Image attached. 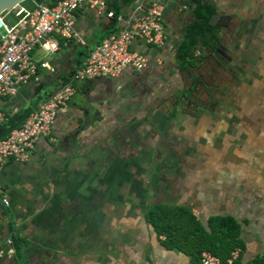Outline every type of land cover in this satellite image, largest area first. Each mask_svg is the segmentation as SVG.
Returning <instances> with one entry per match:
<instances>
[{
	"label": "crops",
	"instance_id": "1",
	"mask_svg": "<svg viewBox=\"0 0 264 264\" xmlns=\"http://www.w3.org/2000/svg\"><path fill=\"white\" fill-rule=\"evenodd\" d=\"M150 1L79 9L78 36L57 52L35 47L36 78L0 97L7 118L35 111L85 52L129 28ZM203 1L216 4L218 41L196 49L189 72L177 50L196 9L166 0L165 43L132 45L148 56L146 67L72 78L77 92L51 134L29 158L4 161L0 196L9 204L0 203V246L12 250L0 264H200L164 245L146 219L155 204L190 207L208 229L211 217H235L240 264L264 262V0Z\"/></svg>",
	"mask_w": 264,
	"mask_h": 264
},
{
	"label": "built area",
	"instance_id": "2",
	"mask_svg": "<svg viewBox=\"0 0 264 264\" xmlns=\"http://www.w3.org/2000/svg\"><path fill=\"white\" fill-rule=\"evenodd\" d=\"M165 1L151 0L147 8L141 9L134 16L129 28L113 32L101 40L81 67L76 69L74 80L115 77L127 68L141 70L146 67L149 63L148 56L134 49L132 45L137 38L152 45L165 43ZM107 3L108 0H57L53 6L41 4L34 10L22 6L14 11L18 17L17 22L11 28L6 26L7 32L0 39V97L17 94L22 84L36 78L39 64L31 56L35 47L42 44L48 52H57L62 43L67 44L78 36L74 25L79 9L89 5L104 10ZM21 11L25 14L20 17L18 14ZM118 18L121 16L118 15ZM0 19L3 21L4 16ZM197 53L200 51L197 50ZM42 65L54 70L49 62H43ZM76 92V85H63L49 99L42 101L20 127L13 129L0 140V172L7 159L29 158L38 139L51 134L58 113L69 105ZM6 119V112L0 108V122ZM0 203L8 205L9 200L0 196ZM162 238L165 239V235ZM7 243L11 245L13 240L10 238ZM11 250L7 251L0 246V256L10 253ZM241 252L242 249L238 246L223 260L219 255L204 250L200 264H240Z\"/></svg>",
	"mask_w": 264,
	"mask_h": 264
},
{
	"label": "trees",
	"instance_id": "3",
	"mask_svg": "<svg viewBox=\"0 0 264 264\" xmlns=\"http://www.w3.org/2000/svg\"><path fill=\"white\" fill-rule=\"evenodd\" d=\"M41 1L25 0L22 5L28 10H34L40 6ZM56 1L44 0L43 4L53 6ZM195 1L198 4L195 10L196 19L185 27L184 38L177 50L180 68L188 72L199 58L195 55L196 49L205 46L214 48L218 41L217 27L210 23L211 17L217 13L216 4L213 1ZM24 14L25 12L21 11L18 15L21 17ZM108 35L103 36L101 40ZM91 51L92 49L85 52L77 68L81 67ZM76 69L69 74L70 77H64L63 84L72 81ZM33 110L34 108L31 107L23 108L9 114L4 122H0V140L10 134L13 129L20 127ZM146 219L158 235H165L164 245L166 247L180 249L196 259H201L202 251L209 250L225 260L236 247L242 244L241 225L235 217L230 215L211 217L208 229L194 215L190 207L155 204L148 207ZM257 263L264 262L258 261Z\"/></svg>",
	"mask_w": 264,
	"mask_h": 264
},
{
	"label": "water",
	"instance_id": "4",
	"mask_svg": "<svg viewBox=\"0 0 264 264\" xmlns=\"http://www.w3.org/2000/svg\"><path fill=\"white\" fill-rule=\"evenodd\" d=\"M23 1L25 0H0V17L4 16V20L2 21L0 19V39L2 34H5L7 32L6 26L8 28H11L13 25L17 22V16L14 14V11L17 9H20L23 5ZM194 4V8L196 9L198 4L195 0H190ZM44 0L39 2V4H43ZM219 14L215 13L211 19V24H216V21L219 18Z\"/></svg>",
	"mask_w": 264,
	"mask_h": 264
}]
</instances>
